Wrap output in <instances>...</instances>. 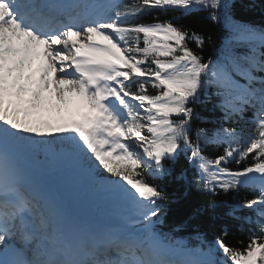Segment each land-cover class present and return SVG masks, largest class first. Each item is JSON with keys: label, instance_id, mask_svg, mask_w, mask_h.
Instances as JSON below:
<instances>
[{"label": "snow or ice", "instance_id": "obj_1", "mask_svg": "<svg viewBox=\"0 0 264 264\" xmlns=\"http://www.w3.org/2000/svg\"><path fill=\"white\" fill-rule=\"evenodd\" d=\"M233 5L0 0V264H264V28L234 19ZM149 10H204L253 46L242 57L205 60V37L175 18L130 22ZM213 91L223 98L225 122L243 118L248 108L252 118L239 130L199 127L193 139L194 119L211 122L193 105ZM207 144L226 147L209 157ZM40 152L85 169L125 213L100 229L63 228V210L29 165ZM181 153L197 170L198 188L251 190L228 213L255 214L247 244H227L225 230L189 248L160 230L158 202L168 195L144 172L153 180L170 175L164 161L174 164ZM232 163L241 167L233 170Z\"/></svg>", "mask_w": 264, "mask_h": 264}, {"label": "trees", "instance_id": "obj_2", "mask_svg": "<svg viewBox=\"0 0 264 264\" xmlns=\"http://www.w3.org/2000/svg\"><path fill=\"white\" fill-rule=\"evenodd\" d=\"M132 2L133 0H123V3ZM232 14L234 19L242 23L264 28V0H234ZM154 17H159L161 20L175 18L176 23L199 31L205 37L202 51H200V55L205 60L209 58L215 60L222 57H242L248 54L253 46L244 38H234L223 20L213 22L208 19V13L204 10L193 11L186 15L172 10L167 12L149 10L130 22L150 23ZM190 46L195 47V45ZM256 46L259 47L258 44ZM260 51H264V48H260ZM256 74L261 75V73ZM236 77L244 80L240 76ZM133 88H135V85H133ZM148 90L150 93L155 91L151 87ZM201 101V103L193 106L200 117L211 122L204 123L201 119H194L191 133L193 139H195V132L199 127L213 129L224 123V126L239 130L246 128V121L252 118V109L248 108L243 113V118L235 116L225 122L224 109L221 107L223 98L218 97L214 91L210 96L202 94ZM202 147L205 155L214 157L223 154L226 145L207 144L202 145ZM249 162L250 159L245 160L243 163L247 164ZM164 165L165 167H171L172 171L170 175H166L162 179L153 180L147 172H144L149 183L160 185L168 195L167 200L158 202L162 206L163 224L159 225V228L163 233L189 248H195L202 240L213 242L225 230L228 232V235L224 237L227 244L236 247L241 246L240 241L247 244L249 230L256 227L254 223L256 220L255 214L249 210H243L237 213L239 218L234 219L228 213L234 205L243 199L251 198L252 192L250 189L242 188L234 192L217 191L212 193L198 188L194 183L197 170L189 163L183 153L176 158L174 164L169 160H165ZM228 166L233 170L241 167V165L234 163ZM105 176L107 177L108 174L105 173ZM181 176L183 178H180ZM213 201H215L216 207L211 209L209 204ZM247 216L252 218V223L244 219Z\"/></svg>", "mask_w": 264, "mask_h": 264}, {"label": "rangeland", "instance_id": "obj_3", "mask_svg": "<svg viewBox=\"0 0 264 264\" xmlns=\"http://www.w3.org/2000/svg\"><path fill=\"white\" fill-rule=\"evenodd\" d=\"M35 159L33 156L29 157V160L47 175L50 185L47 193L56 203L84 199L87 204H90L88 206L94 208L97 213L100 212L102 215L115 213L117 215L111 218L103 217V220L99 219L100 222L106 224L115 222L125 213L126 208L122 202L112 193L96 185L85 169L54 154L45 155L44 153V159ZM82 193H86L85 197L82 196Z\"/></svg>", "mask_w": 264, "mask_h": 264}, {"label": "bare ground", "instance_id": "obj_4", "mask_svg": "<svg viewBox=\"0 0 264 264\" xmlns=\"http://www.w3.org/2000/svg\"><path fill=\"white\" fill-rule=\"evenodd\" d=\"M85 208L87 209V206H85ZM88 210H91V208H88ZM105 217L111 218L112 216H117L115 213H106L104 214Z\"/></svg>", "mask_w": 264, "mask_h": 264}]
</instances>
